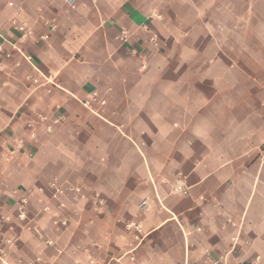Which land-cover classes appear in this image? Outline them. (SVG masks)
Returning a JSON list of instances; mask_svg holds the SVG:
<instances>
[{"label":"crops","instance_id":"obj_1","mask_svg":"<svg viewBox=\"0 0 264 264\" xmlns=\"http://www.w3.org/2000/svg\"><path fill=\"white\" fill-rule=\"evenodd\" d=\"M1 43L0 264H264V0H0Z\"/></svg>","mask_w":264,"mask_h":264},{"label":"built area","instance_id":"obj_2","mask_svg":"<svg viewBox=\"0 0 264 264\" xmlns=\"http://www.w3.org/2000/svg\"><path fill=\"white\" fill-rule=\"evenodd\" d=\"M67 1L69 3H71L73 0H67ZM17 29L20 30V32H21L20 39L23 40L28 34L27 28L23 24H21V25H18ZM117 38L119 41H122V42L126 41L127 40V32L125 30H121ZM12 50L20 51V49L13 44H9V43H4V44L1 43L0 44V55L4 56L5 58L9 57L10 51H12ZM27 78L33 79L34 77L32 78L31 76H27ZM32 81L36 83L35 78ZM43 83H52V82L49 78H44ZM80 102L84 108H86L89 112H91L94 115L97 114L99 112V110L103 106L106 105V101L102 98V96L97 91L89 92ZM20 216L23 217L24 215L21 213ZM129 226L133 227L138 233L141 232V228L139 225L129 224L128 227ZM46 243L48 245L52 244L50 241H47ZM213 264H226V262H225V260L219 259L217 261H214Z\"/></svg>","mask_w":264,"mask_h":264}]
</instances>
